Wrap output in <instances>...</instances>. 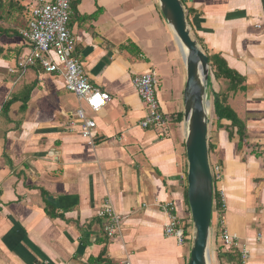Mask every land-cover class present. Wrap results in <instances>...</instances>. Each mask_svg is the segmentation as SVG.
<instances>
[{"label":"crops","instance_id":"0c3cea01","mask_svg":"<svg viewBox=\"0 0 264 264\" xmlns=\"http://www.w3.org/2000/svg\"><path fill=\"white\" fill-rule=\"evenodd\" d=\"M181 1L204 53L220 54L246 87L228 98L245 138H230L228 121L209 125L226 194L225 210L216 199L212 211L210 257L244 264L239 251L228 256L225 228L248 250L245 264H264V0ZM38 2L0 0V264H189L190 243L163 232L164 204L183 217L189 207L184 57L158 0H70L74 56L110 97L98 113L40 66L11 72L30 52L21 30ZM148 72L169 120L143 129L132 80ZM80 107L96 122L93 146L71 126ZM107 198L124 218L113 239L97 215Z\"/></svg>","mask_w":264,"mask_h":264},{"label":"built area","instance_id":"2783aa9c","mask_svg":"<svg viewBox=\"0 0 264 264\" xmlns=\"http://www.w3.org/2000/svg\"><path fill=\"white\" fill-rule=\"evenodd\" d=\"M71 16L70 0H55L39 2L30 9L27 28L21 30V36L30 46V52L22 56L16 68L11 71L24 75L28 69L40 66L44 72L60 76L64 79L65 88L74 94L90 111L98 113L109 101L108 94L94 88L86 75L81 62L74 56L75 40L69 30ZM132 85L146 107V115L140 123L143 129L162 127L168 122V117L160 110L157 98L159 79L152 72L137 75ZM84 108L76 112V120L71 126H77L81 138L93 146L96 131V122L86 116ZM213 178V199L216 197L221 210L226 208V194L221 185L222 168L218 164L211 166ZM163 212L166 222L163 226L164 235L174 238L183 245L193 236L191 215L180 216L173 203L164 204ZM190 212V211H189ZM98 217L105 221L104 233L109 239L117 237L121 230L124 218L114 209L110 199H105L98 211ZM260 238V236H259ZM221 239L229 252L239 251L242 262L249 257L247 249H240L239 239L232 236L227 229H222ZM120 264H130L121 262Z\"/></svg>","mask_w":264,"mask_h":264},{"label":"water","instance_id":"95a60500","mask_svg":"<svg viewBox=\"0 0 264 264\" xmlns=\"http://www.w3.org/2000/svg\"><path fill=\"white\" fill-rule=\"evenodd\" d=\"M161 13L187 51L184 88L185 148L188 161L187 200L192 221L189 264H211L209 240L213 206V178L209 158L211 101L207 93L208 57L191 35L181 0H158Z\"/></svg>","mask_w":264,"mask_h":264},{"label":"trees","instance_id":"16d2710c","mask_svg":"<svg viewBox=\"0 0 264 264\" xmlns=\"http://www.w3.org/2000/svg\"><path fill=\"white\" fill-rule=\"evenodd\" d=\"M185 11L187 15L186 19L187 22L189 23V15L192 13V10H189L185 7ZM205 54L208 57V63L210 67V76L207 82V90L210 91L209 99L210 101L212 100L211 101L212 112L210 116L211 124L213 120L216 119L217 127L221 128L220 126L221 121L224 120L230 122L229 137L231 138L233 133L232 131L236 129L237 135L240 137L242 141V139L245 138V125L237 118L236 114L229 106L228 98L231 95H235L239 91L244 92L246 90L245 79L238 72L229 68L227 62L220 54H208L207 52H205ZM216 86L218 87V89L216 88ZM212 150L213 147L209 144V154ZM210 164L211 166L213 165L211 162ZM217 164L220 165L219 163ZM185 199H186V204L188 205L187 193ZM216 208L218 207L215 197L213 199L212 211L213 209ZM188 242L191 244V239ZM232 253L234 252H230L228 254V256L231 259L234 258V255H232ZM226 261L227 259L225 258L223 262L227 263Z\"/></svg>","mask_w":264,"mask_h":264},{"label":"bare ground","instance_id":"6f19581e","mask_svg":"<svg viewBox=\"0 0 264 264\" xmlns=\"http://www.w3.org/2000/svg\"><path fill=\"white\" fill-rule=\"evenodd\" d=\"M181 50H182V53H183V57H186L187 56V51L186 49L182 46V44L179 42V40L176 38Z\"/></svg>","mask_w":264,"mask_h":264},{"label":"rangeland","instance_id":"374dc122","mask_svg":"<svg viewBox=\"0 0 264 264\" xmlns=\"http://www.w3.org/2000/svg\"><path fill=\"white\" fill-rule=\"evenodd\" d=\"M191 35H192V37L194 38L192 32H191ZM194 39H195V38H194ZM216 88L218 89L217 86H216ZM239 92H241V91H239ZM211 101H212V100H211ZM211 112H212V109H210V116H211ZM191 244H192V236H191ZM191 244H190V248H191ZM210 259H211V257H210ZM211 264H215L214 260L212 261V259H211Z\"/></svg>","mask_w":264,"mask_h":264}]
</instances>
